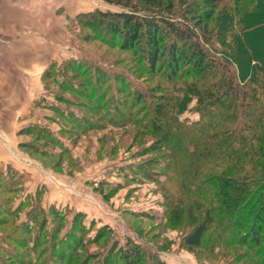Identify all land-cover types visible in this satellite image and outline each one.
I'll return each mask as SVG.
<instances>
[{
    "label": "rangeland",
    "instance_id": "1",
    "mask_svg": "<svg viewBox=\"0 0 264 264\" xmlns=\"http://www.w3.org/2000/svg\"><path fill=\"white\" fill-rule=\"evenodd\" d=\"M212 1L198 3L210 19L190 24L201 20L207 66L228 63L245 88L256 71L249 62L264 67V32L247 44L251 55L245 44L234 56L240 27H225L237 5L220 0L212 9ZM183 9L174 0L165 13L184 24ZM97 10L124 11L105 0H0V264H103L109 256L120 264L117 252L128 246L141 248L143 264H263L264 231L256 247L252 224L237 233L222 204L221 188L239 180L217 154L213 126L224 110L190 88L216 79L187 64L177 76L164 63L151 71L141 51L81 31L76 17ZM252 156L235 169L258 172ZM207 211L213 226L203 246L187 248L184 238Z\"/></svg>",
    "mask_w": 264,
    "mask_h": 264
},
{
    "label": "trees",
    "instance_id": "2",
    "mask_svg": "<svg viewBox=\"0 0 264 264\" xmlns=\"http://www.w3.org/2000/svg\"><path fill=\"white\" fill-rule=\"evenodd\" d=\"M105 1L110 5L120 6L124 11L111 13L97 10L79 14L76 22L81 31L119 39L123 50L141 51L144 62L151 71L164 63L177 76L178 67L187 64L188 67L193 66L194 72H211L213 80L216 79L214 83L205 84L203 89L199 90L196 84L190 88L194 90L193 94L207 95L209 101H214L211 105L219 104L224 110L219 124L213 126L220 131V134L216 135V137L220 135L217 154L220 165L223 164L225 171L235 173L234 176L239 180H233L231 184L224 182L225 185L221 188L222 204L230 216L228 226L234 227L237 233H242L252 224L254 244L259 247L263 242L261 235L264 231V67L258 66L255 61H250V67L256 70L255 75L251 77L248 86L242 88L236 71L228 63L207 66L208 56L199 40L198 30H196L201 27V20L191 25L189 19L191 17V19L198 20L204 15L210 19V14L200 10L198 6L200 0H178L184 8L182 12L184 24L171 21L169 14H172L174 10V0ZM228 1L234 4V8L235 4L237 5V15L229 18L225 27L227 31L232 30L234 26L240 27L233 48V55L237 56L243 49L240 45L246 44V49H249L247 44L258 42L257 34L260 31L264 32V0H249L253 3L250 7L246 5L247 0ZM219 2L220 0H215V3L212 1L210 7L215 9ZM235 17H239L238 20H235ZM86 39H91V36L87 35ZM167 40H169L168 46ZM248 53L250 55L253 53L252 47ZM215 93L216 97L213 96ZM218 94L222 97H218ZM164 105H157L154 110L156 119L159 121L165 113ZM156 123L158 121H155ZM150 124L154 130L161 133L154 122ZM206 147H204L202 158L208 155ZM250 154L253 156L249 163L255 161L259 171H246L242 166L235 169L236 165L239 166L240 158ZM5 177V174H0L1 185L7 183ZM10 179L15 181L16 172L11 173ZM20 179L18 178L19 181ZM206 184L207 181L200 183L198 190L203 192ZM261 206L263 208L258 211ZM211 213L207 211L205 220L184 238L187 248L195 249L203 246V241L213 226ZM52 214L56 217L55 219L61 220L62 217L57 211L53 210ZM82 217L81 214L75 216V229L81 224ZM61 232L62 225L57 224L52 235L53 240H57ZM117 253L120 264H143L145 257L139 247L128 246L126 249L118 250ZM259 254L261 258L264 256V251H260ZM262 262L264 264V261ZM103 264H113L110 256L103 261ZM157 264L163 263L158 262Z\"/></svg>",
    "mask_w": 264,
    "mask_h": 264
},
{
    "label": "crops",
    "instance_id": "3",
    "mask_svg": "<svg viewBox=\"0 0 264 264\" xmlns=\"http://www.w3.org/2000/svg\"><path fill=\"white\" fill-rule=\"evenodd\" d=\"M9 7V6H8ZM0 147H1V149H0V160H7V156H6V154L4 153L5 151L3 150L2 151V149H3V147H4V145H2V144H0ZM5 149V148H4ZM5 154V155H4ZM7 168L6 169H8V167L9 166H6ZM11 167V166H10ZM3 169H5V168H0V171H1V173L4 171ZM0 173V174H1Z\"/></svg>",
    "mask_w": 264,
    "mask_h": 264
}]
</instances>
